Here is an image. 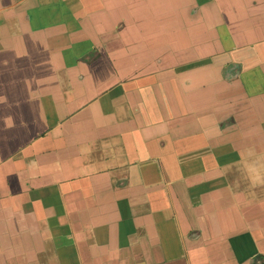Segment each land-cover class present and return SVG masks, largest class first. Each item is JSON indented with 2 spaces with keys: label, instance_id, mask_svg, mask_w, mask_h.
<instances>
[{
  "label": "crops",
  "instance_id": "0c3cea01",
  "mask_svg": "<svg viewBox=\"0 0 264 264\" xmlns=\"http://www.w3.org/2000/svg\"><path fill=\"white\" fill-rule=\"evenodd\" d=\"M0 83V264H264V0H0Z\"/></svg>",
  "mask_w": 264,
  "mask_h": 264
},
{
  "label": "rangeland",
  "instance_id": "374dc122",
  "mask_svg": "<svg viewBox=\"0 0 264 264\" xmlns=\"http://www.w3.org/2000/svg\"><path fill=\"white\" fill-rule=\"evenodd\" d=\"M7 48H10V46L7 45ZM7 50H8V52L4 53L2 55V57L5 56V58H8L10 60L12 59V62L18 61L19 63H16V62L15 63H16L17 66H19L20 65V61L22 60L23 57H25L24 54L19 52V51H13L12 49H7ZM9 55H11V56H9ZM12 55H13V58H11ZM0 85H1V83H0Z\"/></svg>",
  "mask_w": 264,
  "mask_h": 264
}]
</instances>
